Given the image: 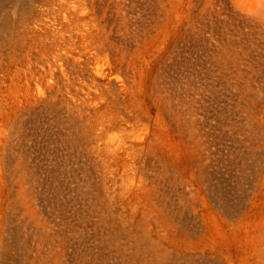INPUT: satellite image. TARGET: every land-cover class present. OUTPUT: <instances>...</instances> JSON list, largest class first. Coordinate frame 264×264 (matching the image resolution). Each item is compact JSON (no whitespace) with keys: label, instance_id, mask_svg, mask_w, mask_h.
Returning <instances> with one entry per match:
<instances>
[{"label":"rangeland","instance_id":"rangeland-1","mask_svg":"<svg viewBox=\"0 0 264 264\" xmlns=\"http://www.w3.org/2000/svg\"><path fill=\"white\" fill-rule=\"evenodd\" d=\"M0 264H264V0H0Z\"/></svg>","mask_w":264,"mask_h":264},{"label":"built area","instance_id":"built-area-1","mask_svg":"<svg viewBox=\"0 0 264 264\" xmlns=\"http://www.w3.org/2000/svg\"><path fill=\"white\" fill-rule=\"evenodd\" d=\"M201 76L196 79L199 92L191 97V101L202 121L216 123L225 115L224 88L218 79L211 80L204 73H201Z\"/></svg>","mask_w":264,"mask_h":264}]
</instances>
